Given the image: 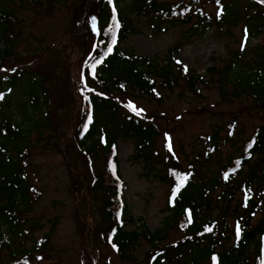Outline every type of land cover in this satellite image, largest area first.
<instances>
[{
	"label": "rangeland",
	"instance_id": "374dc122",
	"mask_svg": "<svg viewBox=\"0 0 264 264\" xmlns=\"http://www.w3.org/2000/svg\"><path fill=\"white\" fill-rule=\"evenodd\" d=\"M155 1L167 6L190 2ZM224 2L238 6L242 12L243 20L237 26L222 30L209 29L196 34L193 25L174 24L157 18L138 19L134 16L139 33L119 46L120 50L152 60L161 73L171 66L176 70L175 65L181 63L197 74L204 75L207 80H213L207 85L202 84L198 94L192 93L182 79L172 90L165 86L157 87L160 98L130 90L127 94H113L127 109L155 124L159 135L150 153L153 164L165 172L169 163L175 160L179 161L182 169L192 162L201 164L208 146L207 138L216 130L226 137L229 125L235 123L234 145H223L221 142V149L213 157L214 163L209 166L213 169L217 161L225 163L230 154H236V150L251 137L255 129L264 125L263 105L255 104L248 94L232 83L226 80L221 82L219 75L210 79L211 75L207 74V69L212 66L219 72L231 66L237 73L255 74L264 63V28L259 35L250 38L245 25L250 15L264 8L250 11L246 0ZM204 3L207 12L213 15L218 13L210 0H204ZM96 4L97 1L91 4L90 0H63L55 5L52 12L42 5L32 7L31 4H24L22 9H18L21 21L13 27V32L22 34V40L15 49L19 54L0 66L3 67L0 78L3 76L8 82L4 91L0 90V100L4 99L9 104L5 111L13 121L22 123L26 129L32 125V122L28 123L23 118L22 106H31V101L26 97V87H13L9 83L8 76L14 73L9 71L11 68L28 70L36 78L45 80L44 87L48 88L53 99L51 119L57 125H64V133L69 132L68 122L74 119L75 114H79L88 95L94 89L101 91L83 71V62L93 51L98 36L96 17L90 15L95 11ZM76 19L80 22L72 28L71 23ZM178 45L182 46L179 52ZM140 68L148 69L149 65L141 64ZM155 79L158 83L166 81L161 76H155ZM221 86L228 94L222 92ZM34 116L33 122L38 123L42 119L39 113ZM50 134L55 132L46 131L44 136ZM38 137L35 133L30 135V156L23 159L29 164L24 179L34 204L22 212L14 225L16 231L4 227V231L9 234L4 248L0 250V263H9L12 258H20L33 251L36 241L51 231L53 233L49 234L51 238L45 258L40 262L34 259V264H155L159 256H153L155 249L170 253L178 242L184 254L190 253L186 244L192 242H185L188 232L178 226L180 215L175 210V195H172L168 184L160 183L153 177H145L144 162L131 159L135 154L133 140L120 139L118 142L120 172L127 185L123 198L134 220L143 218L151 232L157 233L163 229L167 236L156 248L142 238L133 253L134 260L129 261L120 255L110 239L99 233L102 202L100 195L94 191L96 182L84 155L76 149L71 139L63 141L57 138L48 142V139L38 141ZM55 142L56 147L53 146ZM94 165L100 173L104 165L103 158ZM219 195L220 191L214 197ZM244 199L243 191H237L232 203L220 201L222 207L213 211L212 218L218 221V233L225 235L222 243L227 247L235 244L241 217L247 216ZM117 215L123 216L120 208L117 209ZM36 223L42 224V229L34 230L39 227L34 226ZM263 223L264 212L261 211L251 225L255 227ZM139 225L127 223L125 229L135 230ZM261 240L264 244V238ZM252 252L255 255V250ZM252 252L251 259L254 258ZM260 252L264 260V245ZM183 259L179 261L178 257L176 262L181 263Z\"/></svg>",
	"mask_w": 264,
	"mask_h": 264
},
{
	"label": "trees",
	"instance_id": "16d2710c",
	"mask_svg": "<svg viewBox=\"0 0 264 264\" xmlns=\"http://www.w3.org/2000/svg\"><path fill=\"white\" fill-rule=\"evenodd\" d=\"M62 1L0 0V66L19 54L15 49L22 40V34L13 32V27L21 21L18 9H22L24 4H31L32 7L42 5L52 12L55 5ZM90 1L91 4L97 1L96 9L90 15L96 17L98 36L93 51L83 62V71L101 91L94 89L93 93L88 95L79 114H75L74 119L68 122L69 132L64 133V125H57L51 119L53 99L48 88L44 87L45 80L36 78V75L28 70H9L14 72L8 76L9 83L13 87H26V97L31 101V106H22L23 118L28 123L32 122V125L26 129L22 123L13 121L5 111L9 104H6L4 99L0 100V250L4 248L9 234L4 231V227L13 231L22 212L34 204L24 179L29 164L23 162V159L30 156L32 143H29V138L35 133L39 136L38 141L71 139L76 149L84 155L96 182L94 191L100 195L102 202L99 233L113 242L125 260H134L133 253L142 238L147 239L152 247L156 248L167 235L163 229L157 233L151 232L143 218L134 220L130 216L129 207L123 198L127 185L120 172V139L135 142V154L131 159L145 163V177H153L170 186L172 195H175V210L180 215L178 226L188 232L185 242H192L186 244L190 249L189 254L183 253L180 242L170 253L165 250L158 252L155 249L153 256L159 255L155 264H264L260 252L261 246L264 245L261 240L264 238V223L255 227L251 225L256 215L264 212V125L255 129L251 137L236 150V154H230L225 163L217 161V166L213 169L209 166L214 163L213 157L218 155L221 142L223 145H234L235 123L229 125L226 137H222L221 132L216 130L209 139L207 138L208 146L201 164L192 162L186 169H182L179 161L175 160L169 163L165 172L153 164L150 153L159 135L155 124L127 109V106L113 95L117 92L127 94L130 90L144 96L160 98L157 87L165 86L172 90L180 79L184 80L192 93L198 94L202 84L213 82L181 63L175 65L176 70L171 66L172 70L170 68L161 73L147 57L120 50L121 44L139 33L134 16L138 19L157 18L169 20L174 24L193 25V31L197 34L209 29L222 30L225 27L237 26L243 20L242 12L238 6L227 4L224 0H210L218 10L216 15L206 11L204 0H190L185 4L176 3L169 6L159 4L155 0ZM246 1L250 11L264 8V0ZM79 22V19L73 20L72 28ZM245 25L248 37L259 35L264 28V10L250 15ZM181 48L182 46L178 45L177 52ZM141 64H147L149 68H140ZM2 69L3 67H0V72ZM207 74L211 75L210 79L219 75L221 82L226 80L232 83L237 89L248 94L255 104L264 106V63L255 74L237 73L231 66L221 72L212 66L207 69ZM155 76H161L166 81L158 83ZM6 84L8 82L1 76L0 90H3ZM75 88L78 93L77 86ZM221 90L228 94L223 86ZM80 100L82 101L81 97ZM36 113L42 117L38 123L32 121ZM49 130L55 134L44 136ZM53 146L56 147V142ZM102 158L104 165L99 173L94 163ZM218 191L220 195L216 198L214 196ZM237 191H243L245 195L243 206L247 216L241 217L235 244L227 247L222 243L225 235L218 233L219 224L212 218V214L215 208L222 207L220 201L232 203ZM119 208L123 215L121 217L117 215ZM189 215L192 221L189 220ZM127 223L140 225L137 229L128 231L125 229ZM39 224H34L39 227L34 229L33 226V229H42V224ZM14 230L16 231L15 228ZM51 233L53 231L49 234ZM49 234L36 241L33 251L23 254L20 258H12L6 264H34V259L40 262L48 250L51 238ZM254 250L255 255L252 252ZM251 252L253 259L250 257ZM178 257L179 261L184 257L181 263L176 262Z\"/></svg>",
	"mask_w": 264,
	"mask_h": 264
},
{
	"label": "water",
	"instance_id": "95a60500",
	"mask_svg": "<svg viewBox=\"0 0 264 264\" xmlns=\"http://www.w3.org/2000/svg\"><path fill=\"white\" fill-rule=\"evenodd\" d=\"M87 20V19H86Z\"/></svg>",
	"mask_w": 264,
	"mask_h": 264
}]
</instances>
